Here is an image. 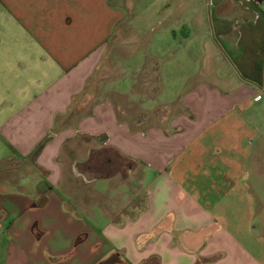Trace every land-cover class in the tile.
Here are the masks:
<instances>
[{"label":"crops","instance_id":"obj_1","mask_svg":"<svg viewBox=\"0 0 264 264\" xmlns=\"http://www.w3.org/2000/svg\"><path fill=\"white\" fill-rule=\"evenodd\" d=\"M208 4L112 89L135 0H0L3 264H264V0Z\"/></svg>","mask_w":264,"mask_h":264},{"label":"rangeland","instance_id":"obj_2","mask_svg":"<svg viewBox=\"0 0 264 264\" xmlns=\"http://www.w3.org/2000/svg\"><path fill=\"white\" fill-rule=\"evenodd\" d=\"M167 0H135L136 5H135V10L131 12V16L135 17L140 15V19H136L135 21H130L131 22V29L135 31V33H130L129 32V40H131V45L128 51L129 54H122L120 56V59H116L114 62V70H111L109 72V76H111L114 72V76L112 80H109L107 83V87L112 88V89H118V88H123V86L126 85V79L130 76V72L133 70L131 67L132 63L135 61V59L139 56L140 52V47L139 45L142 44L141 46H144V41H151V45L154 46V44H158V34L165 28L166 24L168 23L166 21V14L168 13L164 9V4ZM189 1V8L191 9V4H199L200 6H204L203 10L205 15H208V19L210 22V14L213 12V6L208 4V0H188ZM157 11V12H156ZM141 13V14H140ZM152 14H155V18L150 21H146L144 18L148 17ZM143 29L147 30V34H143L142 31ZM138 31V34L137 32ZM153 31V32H152ZM176 39L175 41L177 42L170 50H165V52L161 53L160 55L156 56L155 60L151 59L149 60L148 65L152 66V70L156 68L158 70V67L165 65L167 63H172L175 64L177 61H179L180 57H182V54L178 51H183L182 47L184 38L181 36L179 32V36L174 38ZM213 39V38H212ZM116 45H113L109 54L108 61H114L116 58ZM139 49L137 50L136 48ZM155 48V47H154ZM171 53L173 58H170ZM131 67V68H130ZM162 70V69H161ZM113 71V72H112ZM178 71V72H177ZM174 78L168 79L166 76L163 77L161 80L160 88L158 89L161 93L164 91L168 92L169 91V85L172 83H175L176 81L181 79V74L180 71L181 69L177 70ZM107 74H105L103 71L99 70L97 73V76L94 80V86L98 87V84L104 77H106ZM155 82V79H154ZM140 87H143V84L140 85ZM151 88V87H150ZM163 93V94H164ZM162 94L158 95L160 97ZM136 116V114H135ZM153 119V118H152ZM101 182H99L98 186H101ZM2 257V255H1ZM0 264H3V260H0Z\"/></svg>","mask_w":264,"mask_h":264},{"label":"trees","instance_id":"obj_3","mask_svg":"<svg viewBox=\"0 0 264 264\" xmlns=\"http://www.w3.org/2000/svg\"><path fill=\"white\" fill-rule=\"evenodd\" d=\"M118 263V260L116 257H111L109 258L108 260L100 263V264H117Z\"/></svg>","mask_w":264,"mask_h":264}]
</instances>
